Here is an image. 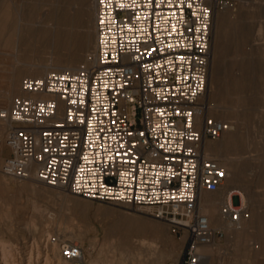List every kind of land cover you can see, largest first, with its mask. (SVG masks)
<instances>
[{"label": "built area", "instance_id": "2783aa9c", "mask_svg": "<svg viewBox=\"0 0 264 264\" xmlns=\"http://www.w3.org/2000/svg\"><path fill=\"white\" fill-rule=\"evenodd\" d=\"M236 1L95 0L89 59L23 77L22 93L0 106L9 121L3 172L146 208L188 232L185 264H200L202 246L226 236L200 208L228 177L206 143L230 127L204 95L215 13ZM221 209L235 228L250 217L231 195ZM44 245L56 246L60 264H97L83 241L50 233Z\"/></svg>", "mask_w": 264, "mask_h": 264}, {"label": "rangeland", "instance_id": "374dc122", "mask_svg": "<svg viewBox=\"0 0 264 264\" xmlns=\"http://www.w3.org/2000/svg\"><path fill=\"white\" fill-rule=\"evenodd\" d=\"M218 9L221 22L214 17L204 97L210 114L230 127L208 145L232 139L213 154L235 180L205 195L220 217L226 191L243 189L250 219L241 230L226 229L218 220L215 226L226 236L205 248L200 264H264V0H237ZM95 41V0H0V106L9 107L22 93L23 77L58 69L39 65L76 67L89 59ZM8 127L0 120V132ZM5 136H0V264H60L56 249L44 245L46 233L85 242L99 264H185L188 232L174 230L146 208L5 174L2 163L10 153Z\"/></svg>", "mask_w": 264, "mask_h": 264}, {"label": "bare ground", "instance_id": "6f19581e", "mask_svg": "<svg viewBox=\"0 0 264 264\" xmlns=\"http://www.w3.org/2000/svg\"><path fill=\"white\" fill-rule=\"evenodd\" d=\"M95 8H96V2H95ZM225 8V7H224ZM221 9V8H220ZM220 9H217V11H216V13H215V17H216V21H217V25L221 22V18H220V13H218L219 12V10ZM218 13V14H217ZM217 14V15H216ZM218 27V26H217ZM41 34H42V36L41 37H46L47 35H48V31L47 30H43V32H40ZM95 33H96V31H95ZM39 36H40V34H39ZM213 42V41H212ZM212 44L213 43H211V51H212ZM211 60H213V56H211ZM39 67H41V68H45V69H47V68H58V69H61V68H63L62 66H57V65H39ZM64 68H75L74 66H66V67H64ZM46 71V70H45ZM50 71V70H49ZM48 72V71H47ZM46 73V72H45ZM44 73V74H45ZM43 75V74H42ZM208 81H209V77H208ZM21 91H22V89H21ZM210 108L211 107H209V110H210ZM209 113H210V111H209ZM1 121H3V122H5V123H7V124H9V121H7V120H3V119H0ZM227 132H229L228 130H226L224 133H223V136L227 133ZM210 141L208 140L207 141V143H206V149H207V152L210 154V155H212L213 157H215V155L213 154V153H215V152H221V150L222 149H224V147L225 146H227V145H229L231 142H232V139L231 138H228V139H225V140H223L222 141V143H221V145H208V143H209ZM207 145H208V147H207ZM226 168V167H225ZM227 170V169H226ZM227 172H228V170H227ZM27 180H32V182L33 181H35V182H38V183H41V184H43L44 182H42L41 180H39L38 178H36L34 175H32V177H30V178H27ZM234 180H235V177H234V175H232L231 173H229L228 172V177H227V179H226V182H225V185L223 186V187H225L226 186V184H227V186H230L233 182H234ZM232 192V193H231ZM207 193H214V192H206V193H204L203 195H202V197H201V200H200V208H201V211L202 212H204V213H206L208 216H209V219H210V222H211V224L214 226V227H216L215 226V223L216 222H218V220H222V224H221V226L222 227H225L226 229H227V227H229L230 229H232V230H241V229H243V227H244V224H245V222L247 221V220H249L250 218H248V219H245L244 220V222H243V225H242V227L241 228H235V227H233L232 226V224H231V222L228 220V219H225L224 218V216H223V214H222V209H221V207H220V217H219V207H217V205H215V203H213V201H211L210 199H209V197L208 196H206L205 194H207ZM231 193V194H230ZM245 193V194H244ZM230 195H231V197L235 200V201H237L238 199H241L243 202H245V203H247V195H246V192L243 190V189H241V188H235V189H231V190H229V191H226V193H225V197H230ZM224 197V198H225ZM223 202H224V199H223ZM222 202V203H223ZM222 205V204H221ZM47 234H49V233H46L45 234V236L47 235ZM215 240V239H214ZM214 240L212 241V242H210V243H208V244H205V245H203L202 246V249H201V257H202V254H203V251H205V248L207 247V246H209V245H211L212 243H214ZM52 249L54 250V249H56L55 248V246L53 247L52 246ZM54 253H56L57 254V250L55 251L54 250ZM89 253H90V255H91V258L95 261V263H97V264H99L98 263V260H96L95 258H94V256H93V253H94V250H93V247H90V250H89ZM58 256V255H57ZM99 258V257H98ZM58 260H59V258H58ZM59 262V261H58Z\"/></svg>", "mask_w": 264, "mask_h": 264}, {"label": "crops", "instance_id": "0c3cea01", "mask_svg": "<svg viewBox=\"0 0 264 264\" xmlns=\"http://www.w3.org/2000/svg\"><path fill=\"white\" fill-rule=\"evenodd\" d=\"M7 130H8V128L7 129H5V130H3L2 132H0V136H3L5 133H7ZM6 137V136H5ZM5 141V140H4Z\"/></svg>", "mask_w": 264, "mask_h": 264}]
</instances>
